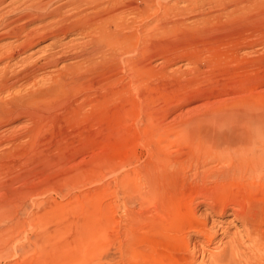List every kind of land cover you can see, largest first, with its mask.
Listing matches in <instances>:
<instances>
[{
	"label": "rangeland",
	"instance_id": "374dc122",
	"mask_svg": "<svg viewBox=\"0 0 264 264\" xmlns=\"http://www.w3.org/2000/svg\"><path fill=\"white\" fill-rule=\"evenodd\" d=\"M161 1L166 11L154 6L140 17L127 15L123 32L131 47L122 50L115 38L122 32L101 16L110 5L0 0V80L11 83L0 99L45 88L25 103L35 120L19 114L0 122V136L33 129L30 139L17 141L13 156L5 155L8 167H0V223L20 224L0 234V264H159L162 253L172 252L175 234L188 241L192 264H212L239 230L232 215L214 216L208 227L218 223L220 234L207 244L188 227L178 231L162 222L147 229L124 217L125 209L138 212L139 203L135 189L118 178L163 153L155 144L161 130L170 131L162 142L181 161L192 151L175 135L180 125L219 110L264 115V0ZM102 30H112V41L102 39ZM48 56L60 57L47 66ZM150 123L158 135H150ZM194 201L197 215L208 212L202 200ZM11 233L18 239L7 241Z\"/></svg>",
	"mask_w": 264,
	"mask_h": 264
},
{
	"label": "bare ground",
	"instance_id": "6f19581e",
	"mask_svg": "<svg viewBox=\"0 0 264 264\" xmlns=\"http://www.w3.org/2000/svg\"><path fill=\"white\" fill-rule=\"evenodd\" d=\"M191 1L192 0H189V3ZM91 3L92 6L100 7L103 4H107L108 6L110 5L109 7L111 8L101 16L103 20L111 19L113 21L111 27L112 30H114L115 32H122L118 34L119 36L116 35L115 37L117 39V47L123 48L122 50L127 49V47H131L127 46L126 44L129 39L127 37L129 36V33L126 34V32H123V29L125 30L128 26V22H130L127 21V15L140 17L144 14L145 10L151 9V7L154 6H157L158 8L163 7L164 11L168 9L166 3L163 4L161 0H91ZM129 20H131V18ZM102 32L106 35V37H102V39L105 41L110 42L112 41L111 39H113L115 36L113 35L110 39V32L107 34L103 30ZM100 41L99 43H96L100 45ZM129 41L127 42L128 45ZM115 47L116 46L114 45V48ZM100 48L101 46L99 48L94 47L91 52L93 51L94 53H98V50H100ZM91 54L85 56L84 59L90 61ZM59 57L57 56L55 59L51 56H48L46 57L47 62L45 64L47 66L49 64L56 65L55 63H57V59ZM80 61L82 63V60ZM40 64H43V62H41ZM3 72L4 70L2 69L0 73ZM10 75L12 76L13 74ZM57 80L59 79L57 78ZM13 81L16 82L17 80ZM6 82H1L0 80V90L2 88L10 86L11 83ZM54 83L58 84L56 82H53L51 86H49V89H51L50 92H53L52 90L54 89V87L52 85ZM60 84L61 83L59 81V86ZM136 84H138V82ZM57 88L58 87H56V89ZM47 89L48 88H46V90ZM43 90L41 89L40 91L36 89V91L30 93L26 91L28 92V94H26L27 96L20 94L16 95L17 93H15V95L13 96L10 95V98L7 100L0 99V122L8 120L7 118H12L14 120L15 116H18L19 114H27L30 120H35V117H33L34 111H30L28 107L29 105H26L25 103L29 102L30 99L34 98L35 95V97L39 96V98H41L40 96L44 95ZM47 92H49V90H47ZM121 95H123V93H121ZM221 99L223 98L221 97ZM36 120L39 121L38 119ZM37 121H32V123H37L39 125ZM33 126L36 125L34 124ZM179 128V132L176 128L177 131H175V135L181 134L180 141L187 142L190 151H192V153L189 154L190 156L188 155V158L187 156L186 158L183 157L186 160H183L181 157L180 158L183 161L181 159V161L177 160V158L179 159V156H175L176 159L173 158L174 155H172L166 145H164L162 142L170 140V131L161 130V132L159 133L161 138L155 144L156 150H161L163 151V153L153 157L155 159H153L152 161H148V167L147 165L144 167L138 166V169L135 168L133 169V171L130 170L131 172H125L123 175H121V178H118L119 183L122 184L123 187L126 186L128 189H135L134 191L137 193H135L134 198H137V203H139L138 212H133L131 209L123 210L125 219L133 221L139 220L138 222L143 223L145 222L144 224L147 229L159 228L160 226H162V222L166 224H170L171 222L178 231H181L182 229L188 227L193 233L198 234V236L204 237L206 240L205 242L207 244H210L213 243L218 234H220L218 233V230L220 228L218 223H216L215 225L211 223L212 226L210 225L211 227H208L209 222H213L212 220L214 216L232 215L234 219L240 221V228L238 231L231 235V241L229 243H226V245L220 249L219 254L215 257L216 261L212 264H241L239 258L244 260L246 264H264V115L253 112L245 113L243 111L219 110L201 115L200 117L192 120V122L190 123L180 125ZM154 130V126L150 123V135H158L157 132H154ZM176 132L178 133L176 134ZM32 133L33 129L31 128L26 130L21 129L17 131H10V133L6 136H2L3 134H1L0 148H2L4 143H6L8 144L7 147L9 146V149H0V167H8V159H5V155L7 154L8 156H13V151H15L13 149L15 148V146H17L19 140L22 138L30 139V137H32ZM4 134H6V132ZM177 138L174 140H177ZM184 144L185 143H183V145ZM185 149H187V147H185ZM17 152L18 151H16L15 154H17ZM169 152L171 153V155H169ZM141 167L144 169V171L141 169ZM165 177H167L168 179ZM15 181L16 180H14L13 183ZM24 182L25 180L22 183ZM168 182L169 184L168 186H166V183ZM28 198L27 200H29ZM195 199L202 200V202L206 206V209H204L208 210V212L197 215V207H194L195 204L193 203L195 202ZM41 201H37V204L39 205ZM217 222H220V219ZM19 225L20 224L18 222L13 223V221H10L8 227L15 230ZM8 227L4 228V226L0 223V234L4 235ZM172 231H176V229ZM178 237H180V234H175V236H172L173 241L175 240V238H177V242L174 243L175 246L173 247V249L169 248L172 252L169 250L171 253L168 256H166L165 254L163 255V253L161 255L159 254V264H192V256L188 255L187 253L188 241L186 240L187 242H185L184 244L181 238L178 239ZM17 239L18 235L14 236L11 233L6 240L14 241ZM172 239L170 241H172ZM231 243L235 245L232 246ZM243 244H245L246 246H243ZM170 246H172V244L169 245V247ZM237 246L244 247V250L248 252L244 253L243 255H239L235 250Z\"/></svg>",
	"mask_w": 264,
	"mask_h": 264
}]
</instances>
